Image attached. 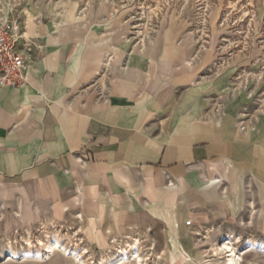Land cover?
I'll list each match as a JSON object with an SVG mask.
<instances>
[{"label":"crops","instance_id":"obj_1","mask_svg":"<svg viewBox=\"0 0 264 264\" xmlns=\"http://www.w3.org/2000/svg\"><path fill=\"white\" fill-rule=\"evenodd\" d=\"M30 34L38 39L24 81L0 85V204L19 198L23 207L7 213V227L48 210L64 214L60 199L76 182L94 227L109 197L136 215L135 227L145 206L173 237L211 188L231 189L264 165V118L240 129L227 104L204 115L212 91L195 81L204 65H151L150 77L136 51L126 63L111 43L85 51L98 41L74 40V31ZM108 58L116 65L106 69Z\"/></svg>","mask_w":264,"mask_h":264},{"label":"rangeland","instance_id":"obj_2","mask_svg":"<svg viewBox=\"0 0 264 264\" xmlns=\"http://www.w3.org/2000/svg\"><path fill=\"white\" fill-rule=\"evenodd\" d=\"M0 16L23 37L28 30L74 31L79 37L74 40L98 41L86 43L85 51L111 43L126 53V63L136 51L137 66L150 77L151 65H204L195 81L202 82L207 94L212 91L205 116H219L227 104L240 129L255 127L264 118V0H0ZM30 33L25 38L33 41L29 55L34 58L38 38H30ZM105 63L106 69L116 65L111 58ZM263 166L239 176L231 189L226 184L209 188L210 196L185 216L191 225L184 223L183 232L174 231L173 237L145 206L135 227L136 215L126 212L124 203L112 205L109 197L101 204L99 228L94 227L85 221V189L78 193L76 182L60 199L64 214L48 210L7 227V213H21L23 207L19 198L15 206L0 204V264H100L120 248H126V255L138 254L122 264H229L231 254L237 264H264ZM79 214L82 217H74ZM53 235L61 245L45 254L39 240ZM127 241H132L131 248ZM27 249L42 256L11 257V250Z\"/></svg>","mask_w":264,"mask_h":264},{"label":"built area","instance_id":"obj_3","mask_svg":"<svg viewBox=\"0 0 264 264\" xmlns=\"http://www.w3.org/2000/svg\"><path fill=\"white\" fill-rule=\"evenodd\" d=\"M29 43L23 33L0 16V85H17L24 81L30 66ZM191 225V220H186Z\"/></svg>","mask_w":264,"mask_h":264},{"label":"bare ground","instance_id":"obj_4","mask_svg":"<svg viewBox=\"0 0 264 264\" xmlns=\"http://www.w3.org/2000/svg\"><path fill=\"white\" fill-rule=\"evenodd\" d=\"M39 243L42 246V251L45 254H48L49 252L54 251V249H56L57 247H59L61 245V243L59 242L56 235L47 237V239L45 241L39 240ZM129 247L131 248L130 243H129ZM225 247H227V246H225ZM11 253H12L11 257L17 256L21 259H26L28 257H41L42 256V254L40 252L32 251L30 249L21 250L18 253H15L13 250H11ZM75 256H76V258L80 259V255H78L77 252H75ZM130 257H138V254H136L135 251H130V255H126V248H124V249L120 248L118 250L116 256H114L112 258H108V259L103 258V260L101 261L100 264H122L123 262H125ZM228 260H229V264H237L236 259L234 258V255H232V254L228 258ZM136 263L140 264V261L138 260ZM80 264H83V263L81 262Z\"/></svg>","mask_w":264,"mask_h":264}]
</instances>
